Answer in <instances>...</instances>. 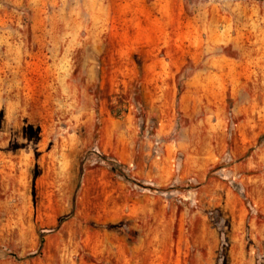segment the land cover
I'll list each match as a JSON object with an SVG mask.
<instances>
[{
  "label": "rangeland",
  "instance_id": "rangeland-1",
  "mask_svg": "<svg viewBox=\"0 0 264 264\" xmlns=\"http://www.w3.org/2000/svg\"><path fill=\"white\" fill-rule=\"evenodd\" d=\"M0 264H264V0H0Z\"/></svg>",
  "mask_w": 264,
  "mask_h": 264
}]
</instances>
